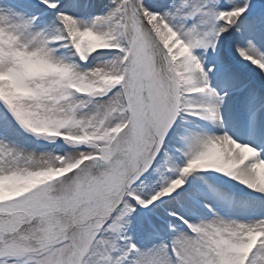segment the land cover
Returning <instances> with one entry per match:
<instances>
[{
  "label": "snow or ice",
  "instance_id": "snow-or-ice-1",
  "mask_svg": "<svg viewBox=\"0 0 264 264\" xmlns=\"http://www.w3.org/2000/svg\"><path fill=\"white\" fill-rule=\"evenodd\" d=\"M0 264H264V3L0 0Z\"/></svg>",
  "mask_w": 264,
  "mask_h": 264
},
{
  "label": "clouds",
  "instance_id": "clouds-1",
  "mask_svg": "<svg viewBox=\"0 0 264 264\" xmlns=\"http://www.w3.org/2000/svg\"><path fill=\"white\" fill-rule=\"evenodd\" d=\"M22 63L25 65L27 69L33 72L45 73V72H53V73H63V69L55 66L47 64L41 60H37L31 57H23L21 56Z\"/></svg>",
  "mask_w": 264,
  "mask_h": 264
},
{
  "label": "bare ground",
  "instance_id": "bare-ground-1",
  "mask_svg": "<svg viewBox=\"0 0 264 264\" xmlns=\"http://www.w3.org/2000/svg\"><path fill=\"white\" fill-rule=\"evenodd\" d=\"M249 75L251 76V74H249ZM229 134H231V132Z\"/></svg>",
  "mask_w": 264,
  "mask_h": 264
}]
</instances>
